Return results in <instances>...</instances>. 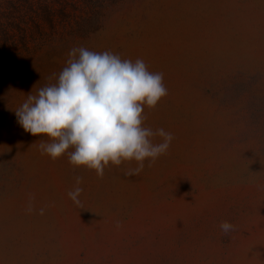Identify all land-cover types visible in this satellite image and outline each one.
Segmentation results:
<instances>
[{"label": "rangeland", "instance_id": "1", "mask_svg": "<svg viewBox=\"0 0 264 264\" xmlns=\"http://www.w3.org/2000/svg\"><path fill=\"white\" fill-rule=\"evenodd\" d=\"M80 46L164 74L145 126L174 139L138 176L53 160L17 121ZM0 264H264V0H0Z\"/></svg>", "mask_w": 264, "mask_h": 264}, {"label": "clouds", "instance_id": "2", "mask_svg": "<svg viewBox=\"0 0 264 264\" xmlns=\"http://www.w3.org/2000/svg\"><path fill=\"white\" fill-rule=\"evenodd\" d=\"M163 81L164 74L149 71L141 58L133 61L112 51L73 47L55 83L39 88L35 95L29 93L15 115L26 133L48 138L39 141L42 155L53 160L67 155L74 168L95 170L100 179L110 162L117 167L135 162L124 175L138 176L145 161L151 167L168 153L174 139L162 127L145 126V105L154 109L168 94ZM82 182L77 176L74 188L67 193L77 206H82ZM33 200L30 195L28 214L35 211ZM38 214L43 216L45 208ZM219 227L224 234L235 231L227 221Z\"/></svg>", "mask_w": 264, "mask_h": 264}]
</instances>
